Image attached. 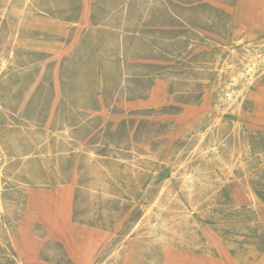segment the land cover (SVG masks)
<instances>
[{"label":"rangeland","instance_id":"1","mask_svg":"<svg viewBox=\"0 0 264 264\" xmlns=\"http://www.w3.org/2000/svg\"><path fill=\"white\" fill-rule=\"evenodd\" d=\"M0 172V264H264V0H0Z\"/></svg>","mask_w":264,"mask_h":264},{"label":"bare ground","instance_id":"2","mask_svg":"<svg viewBox=\"0 0 264 264\" xmlns=\"http://www.w3.org/2000/svg\"><path fill=\"white\" fill-rule=\"evenodd\" d=\"M259 58V57H258ZM257 62V56L256 54L252 57L250 65H248V74H252L255 70V67L253 66ZM256 75V74H255ZM252 76V75H251ZM250 80V79H249ZM246 82V81H245ZM1 174V172H0ZM10 180V179H9Z\"/></svg>","mask_w":264,"mask_h":264}]
</instances>
